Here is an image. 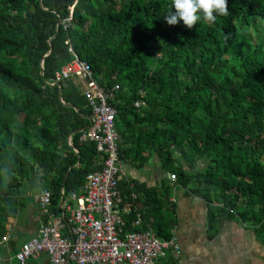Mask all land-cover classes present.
Segmentation results:
<instances>
[{"label": "trees", "instance_id": "16d2710c", "mask_svg": "<svg viewBox=\"0 0 264 264\" xmlns=\"http://www.w3.org/2000/svg\"><path fill=\"white\" fill-rule=\"evenodd\" d=\"M170 4L0 0V241L29 193L50 190L60 215L62 189L68 197L103 167L81 139L92 115L82 81L53 84L76 56L112 93L123 162L140 169L156 156L170 175L161 187L120 180L143 229L174 236L181 187L208 203L209 237L237 219L264 238V0H228L227 15L191 29L166 22Z\"/></svg>", "mask_w": 264, "mask_h": 264}, {"label": "built area", "instance_id": "2783aa9c", "mask_svg": "<svg viewBox=\"0 0 264 264\" xmlns=\"http://www.w3.org/2000/svg\"><path fill=\"white\" fill-rule=\"evenodd\" d=\"M73 75L81 78L92 110L91 124L81 139L96 143L103 167L68 197H64L62 189L60 215L51 211V191L40 192L39 206L46 220L38 237L21 245L16 254L19 264H31L32 258L43 253L53 264H159L169 253L179 259L181 247L175 236L165 240L152 229L142 228L137 194L123 201L119 182L127 177V169L118 150L117 111L109 102L112 93L99 86L88 65L77 56L63 67L53 84ZM144 104L136 102L137 107ZM132 213L133 222L127 229V218Z\"/></svg>", "mask_w": 264, "mask_h": 264}, {"label": "crops", "instance_id": "0c3cea01", "mask_svg": "<svg viewBox=\"0 0 264 264\" xmlns=\"http://www.w3.org/2000/svg\"><path fill=\"white\" fill-rule=\"evenodd\" d=\"M125 166L128 178L147 187H161L169 182L170 176L156 156L140 169L132 164L125 163ZM40 192L29 193L31 199L9 218L7 232L0 241V264H19L16 254L21 245L38 237L41 224L46 220L39 206ZM171 201L176 215L173 233L180 244L181 255L174 259L169 253L159 264H264V238L259 237L255 227L237 219H225L213 237H209L208 203L205 200L175 187ZM30 263L53 264L46 253L32 258Z\"/></svg>", "mask_w": 264, "mask_h": 264}, {"label": "clouds", "instance_id": "9594fccd", "mask_svg": "<svg viewBox=\"0 0 264 264\" xmlns=\"http://www.w3.org/2000/svg\"><path fill=\"white\" fill-rule=\"evenodd\" d=\"M166 22L177 25L181 21L189 29L204 20H214L228 14V0H171Z\"/></svg>", "mask_w": 264, "mask_h": 264}, {"label": "rangeland", "instance_id": "374dc122", "mask_svg": "<svg viewBox=\"0 0 264 264\" xmlns=\"http://www.w3.org/2000/svg\"><path fill=\"white\" fill-rule=\"evenodd\" d=\"M256 27L260 33V35H264V23L263 22H257ZM240 31L242 30L241 28L239 29Z\"/></svg>", "mask_w": 264, "mask_h": 264}, {"label": "water", "instance_id": "95a60500", "mask_svg": "<svg viewBox=\"0 0 264 264\" xmlns=\"http://www.w3.org/2000/svg\"><path fill=\"white\" fill-rule=\"evenodd\" d=\"M170 176V175H169Z\"/></svg>", "mask_w": 264, "mask_h": 264}]
</instances>
